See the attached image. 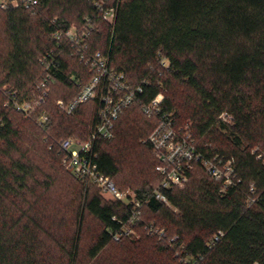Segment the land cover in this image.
Segmentation results:
<instances>
[{
    "label": "trees",
    "instance_id": "obj_1",
    "mask_svg": "<svg viewBox=\"0 0 264 264\" xmlns=\"http://www.w3.org/2000/svg\"><path fill=\"white\" fill-rule=\"evenodd\" d=\"M113 2L117 4L113 24L105 22L86 0H42L36 13L21 8L0 11L5 28L0 41V88L8 86L20 93L33 89L45 75L40 60L56 46L54 33L73 25L82 27L90 19L95 28L88 41L91 52L107 56L109 67L124 73L131 88L142 85L139 98L143 102L167 90L161 110L172 114L178 127L187 126L169 92L176 83L194 91L198 104L188 117L194 123L189 126L193 138L208 139L210 146L197 143L207 156L235 160L240 188L223 194L221 183L197 165L186 187L167 191L171 207L151 198L145 208L147 224V213H152L162 214L173 225L175 231L166 228V233L169 240L178 236L174 246L141 229L140 238L117 242L110 233L119 229L113 218L126 219L129 213L121 203L105 201L97 185L73 178L64 200L47 201L54 183L41 185L35 163L25 159L21 132L12 117L24 115L5 106L0 90V264H99L113 243L136 248L145 239L154 243L157 258L132 257L113 264H161L158 257L163 252L173 264H264V163L257 158L264 154V0ZM162 57L169 63L167 69ZM58 61L49 97L33 120L37 128H49L46 151L62 166L64 155L57 141H88L98 124L99 103L91 101L78 108L75 114L82 123L75 122V114L68 116L58 108V101L71 102L81 90L71 77L85 85L94 74L69 51ZM57 84L67 90L59 99L54 97ZM40 113L49 115L47 128L39 123ZM223 113L233 116L232 125L219 119ZM158 122V117L145 115L138 102L123 112L114 137L94 145V159L105 180L122 190L119 177L126 140L134 135L147 139ZM144 147L154 183L145 181L133 188L140 196L151 195L162 180L156 155L150 146ZM255 147L262 150L254 153ZM251 188L257 202L248 206L245 193ZM86 213L102 224V230L83 259ZM219 232L223 236L213 243ZM182 244L185 248L176 257Z\"/></svg>",
    "mask_w": 264,
    "mask_h": 264
},
{
    "label": "built area",
    "instance_id": "obj_2",
    "mask_svg": "<svg viewBox=\"0 0 264 264\" xmlns=\"http://www.w3.org/2000/svg\"><path fill=\"white\" fill-rule=\"evenodd\" d=\"M91 3L101 14L102 19L113 24L117 12V4L113 0H86ZM42 0H0V11L11 9H24L32 13L39 11ZM95 31L90 19L82 27L73 25L66 31L58 30L54 33L56 46L47 51L40 60L41 66L45 68L44 77L35 84L34 88L26 92H18L4 86L0 90L6 98L5 106L21 113L27 118H33L45 104L51 92L50 83L53 78V70L58 67V60L65 51L71 52L79 57L80 61L93 72L92 79L85 85L74 76L72 80L81 87L78 96L71 102L58 101V108L68 116L76 113L78 108L91 101L99 103L98 124L92 132L88 141L79 138H68L57 141L56 145L63 153L62 164L76 178L97 185L103 194L108 195L117 203L127 208L126 219L114 217L119 222V229L111 231L113 239L117 242L125 237L140 238V229L147 235L157 238L159 241H167L174 246L178 236L168 239L165 230L144 221L145 208L149 205L151 198L170 206L167 191L182 189L190 181L195 166H200L212 179L221 183L223 194L233 189H239L241 179L239 178L235 160L220 155L209 157L204 154L190 130V127H178L172 114L163 113L161 110L164 103V93H160L150 102H143L139 95L143 93V86L131 88L124 73H118L109 67L108 57L102 52H91L88 41ZM163 66L167 63L165 59L161 62ZM167 69V68H166ZM1 83V74H0ZM138 102L144 114L148 117L156 116L159 122L155 129L145 140L152 152L158 159L156 171L162 177L161 183L151 195L140 196L135 190L122 191L118 189L112 180H105L94 159V145L98 140H110L114 137L116 125L125 110ZM219 119L225 123H233V116L228 113L220 115ZM49 115L39 114V123L46 126ZM258 149L254 150V153ZM258 159L264 163V154H259ZM255 190L251 188L245 193L246 204L252 206L257 202L254 197ZM223 236L219 232L213 239V243ZM182 244L177 251L184 250Z\"/></svg>",
    "mask_w": 264,
    "mask_h": 264
},
{
    "label": "rangeland",
    "instance_id": "obj_3",
    "mask_svg": "<svg viewBox=\"0 0 264 264\" xmlns=\"http://www.w3.org/2000/svg\"><path fill=\"white\" fill-rule=\"evenodd\" d=\"M4 22L3 17L0 18V41H4ZM163 61V57L161 59ZM169 63L165 64V68H168ZM54 97L59 99L67 95V90L60 84H57L54 88ZM173 94L174 99L178 104V111L182 116L183 126H194L193 121L188 118L191 114H194L196 106L198 104V98L193 90L188 88L184 83H176L173 90L169 92ZM168 94V91H165V96ZM136 111H139L138 108ZM15 118L16 124L19 126L21 132V139L19 143L23 146V152H25V159L32 160L37 167V178L41 185L46 184L47 182H53L54 188L51 192L46 194V199L48 202L55 204L58 200H64L68 195V185L72 184L73 178L76 177L65 168L55 162L52 158V155L46 151L45 142L48 139V129L45 131L44 127L37 128L33 118H27L25 116L20 117L12 115ZM73 119L77 123H82V117L75 114ZM223 122V121H222ZM232 125V123H227ZM84 128V126H83ZM225 135H230L229 130L224 129ZM145 138H139L138 136H130L126 140L125 151L123 159V166L119 180V187L122 191L134 190L133 188L139 187L143 182L149 181L154 183V174L153 169L150 163L149 154L144 147ZM208 140V139H207ZM205 140V138H197V143L205 144V146H210V143ZM261 149V147H255L254 150ZM262 150V149H261ZM264 152V150H262ZM24 154V153H23ZM18 156V155H17ZM128 177L127 183L123 178ZM79 180V179H78ZM82 181V180H80ZM83 182V181H82ZM88 184V183H86ZM89 185V184H88ZM87 185V186H88ZM67 187V189H66ZM101 197L108 202H115L111 199L110 196L103 194L102 189L97 187ZM68 191V192H67ZM148 224H158L156 225L162 230L166 231V228H169L172 231H175L173 225L163 216L162 214H152L147 213ZM102 230V224L93 216L86 213L85 217V226H84V235L82 240V258H86L88 248L93 244L97 234ZM143 231V229H141ZM167 232V231H166ZM140 236L143 232L139 233ZM149 237V236H148ZM151 238V237H150ZM153 239V238H152ZM135 240V239H133ZM122 242H120L121 244ZM125 243V242H124ZM120 244L113 243L107 251L103 253L99 264H113L117 260L125 259L130 260L132 257H137L142 261L150 260V258H157L155 255L156 251L153 250V242L151 240H143L141 244L136 246V248H127L126 246H120ZM161 264H173L171 256L167 252L160 253ZM177 264H180L178 262Z\"/></svg>",
    "mask_w": 264,
    "mask_h": 264
}]
</instances>
